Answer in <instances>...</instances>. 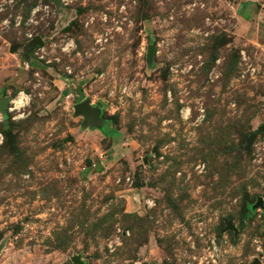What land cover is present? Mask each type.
<instances>
[{
	"label": "rangeland",
	"instance_id": "rangeland-1",
	"mask_svg": "<svg viewBox=\"0 0 264 264\" xmlns=\"http://www.w3.org/2000/svg\"><path fill=\"white\" fill-rule=\"evenodd\" d=\"M263 51L264 0H0V264H264Z\"/></svg>",
	"mask_w": 264,
	"mask_h": 264
},
{
	"label": "water",
	"instance_id": "water-1",
	"mask_svg": "<svg viewBox=\"0 0 264 264\" xmlns=\"http://www.w3.org/2000/svg\"><path fill=\"white\" fill-rule=\"evenodd\" d=\"M55 2H59L60 0H53ZM153 45H148L146 49V60L149 61L152 55ZM10 97L5 96L0 98V113L5 115L7 103L9 102ZM73 110L75 114H80L82 116V122L85 125H98L101 123L100 119V108L96 105H90L88 98H83L73 106ZM261 203V199H257V204ZM232 228V227H231ZM234 229V228H233ZM70 260L74 264H81L80 258L77 255H73L70 257ZM248 264H259L257 258H253L252 261Z\"/></svg>",
	"mask_w": 264,
	"mask_h": 264
},
{
	"label": "clouds",
	"instance_id": "clouds-1",
	"mask_svg": "<svg viewBox=\"0 0 264 264\" xmlns=\"http://www.w3.org/2000/svg\"><path fill=\"white\" fill-rule=\"evenodd\" d=\"M30 100V97H27L23 92L20 93V97L17 101H13L17 108L25 105Z\"/></svg>",
	"mask_w": 264,
	"mask_h": 264
},
{
	"label": "built area",
	"instance_id": "built-area-1",
	"mask_svg": "<svg viewBox=\"0 0 264 264\" xmlns=\"http://www.w3.org/2000/svg\"><path fill=\"white\" fill-rule=\"evenodd\" d=\"M263 53H264V51H263ZM9 102H12V100H9Z\"/></svg>",
	"mask_w": 264,
	"mask_h": 264
},
{
	"label": "bare ground",
	"instance_id": "bare-ground-1",
	"mask_svg": "<svg viewBox=\"0 0 264 264\" xmlns=\"http://www.w3.org/2000/svg\"><path fill=\"white\" fill-rule=\"evenodd\" d=\"M13 101H15V100H13ZM13 101H12V102H13Z\"/></svg>",
	"mask_w": 264,
	"mask_h": 264
}]
</instances>
